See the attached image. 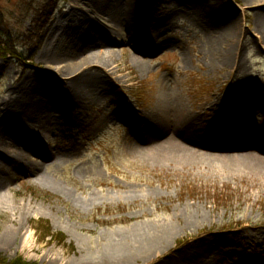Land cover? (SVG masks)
<instances>
[{
	"label": "rangeland",
	"instance_id": "obj_1",
	"mask_svg": "<svg viewBox=\"0 0 264 264\" xmlns=\"http://www.w3.org/2000/svg\"><path fill=\"white\" fill-rule=\"evenodd\" d=\"M74 1L55 0L56 5L51 0H0V32L22 53L18 59L0 58V102L9 99L11 85L23 75L39 78L45 63L37 59L38 55L54 23L76 4ZM246 4L243 0H213L211 7L237 14L244 32L246 74L264 83V45L254 32L256 14ZM79 6L88 10L81 3ZM197 13L201 19L202 12L197 9ZM171 20L170 29L147 30L150 45L161 47L168 42L171 46L145 58L149 69L143 73L132 62L130 39L114 35L120 43L114 46L112 68L125 78L122 86L111 85L110 100L86 105L79 111V118L55 123L56 130L40 134L34 141L19 132L7 139L16 161L20 156L15 151L37 159L29 143L40 153L53 155L62 150L69 154L64 153L43 173L53 185L29 182L24 166L26 171L16 163L4 164L6 172L0 171V181L7 205L0 208L1 258L8 262L22 258L27 264L101 262L113 249L112 244L133 249L138 230L153 235L171 224L173 236L162 245L161 254L162 250L176 253L199 238L215 240L239 231L243 244L231 252L221 247L222 253H229L224 256L215 251L209 255V263L264 264V186H254L246 178L146 160L129 148L141 127L144 110L157 100L158 88L166 96L173 93L182 97L191 112L200 114L201 121L206 119V127L212 112L207 115L201 108L219 97L229 102L228 109L219 112L224 130L255 131L264 127V90L238 92L236 78L227 80L208 66L209 59H203V43L211 39L209 33L178 11ZM94 21L105 30L112 27L102 18ZM50 81L53 84L57 77ZM103 115L112 118L96 130ZM33 193H40L42 199ZM116 235L124 238L122 242H112ZM189 264L201 263L197 260Z\"/></svg>",
	"mask_w": 264,
	"mask_h": 264
},
{
	"label": "bare ground",
	"instance_id": "obj_2",
	"mask_svg": "<svg viewBox=\"0 0 264 264\" xmlns=\"http://www.w3.org/2000/svg\"><path fill=\"white\" fill-rule=\"evenodd\" d=\"M191 1L194 3L188 0H75L76 4L56 20L38 55L37 59L45 63L39 78L23 75L11 85L9 99L0 102V171L6 172L5 163H16L29 171L24 169L30 177L29 182L52 184L43 173L69 152L60 150L53 155L44 154L29 143V150L37 159L15 151L20 156L18 162L11 154L7 139L19 132L23 138L34 141L40 134L45 136L56 130L55 123L79 118V111L86 105L110 100L111 85L119 83L122 86L125 78L118 76L120 71L112 68L116 56L114 46L120 43L115 36L130 39L132 44L127 45L132 50V62L141 73L146 72L149 67L145 58L171 46L168 42L161 47L150 45L146 39L147 30L170 29L171 18L177 11L194 26H201L206 34L209 33L211 39L203 43L202 50L203 59L210 60L209 67L223 73L227 80L236 78L238 92H262L264 83L246 74L244 32L237 14L217 12L211 7L213 0ZM243 1L256 14L254 32L260 36V45H264V0ZM80 3L88 10L81 8ZM197 9L203 14L201 19L197 18ZM94 18L110 22L111 29L105 30ZM51 77H57L53 84ZM158 89L155 104L144 110L141 127L134 134L135 142L129 143L131 152L146 160L177 164L207 174L246 178L254 186H264V127L255 131L249 128L239 132L224 130L219 116V112L222 109L225 112L229 106L224 97L215 98L201 108L207 115L212 112L213 119H208L210 123L206 127V119L201 121L200 114L191 112L182 97L173 93L166 96ZM111 118L103 115L95 129H101ZM217 122L220 125L217 126ZM3 188L4 183L0 181V208L7 205ZM13 220L17 221L16 217ZM172 227L165 225L153 235L138 233V230L134 233L133 249H125L120 243L112 244L113 249L107 251L101 262L95 260L88 264H130L143 259H147L143 264H189L191 261L197 263V260L201 264H210V254L219 251L225 256L243 244L241 232L232 231L215 240L199 238L194 245L176 253L167 254L162 250L161 254L165 241H171ZM116 237H112V242L118 243L123 238ZM221 247H227L229 252L224 250L222 253Z\"/></svg>",
	"mask_w": 264,
	"mask_h": 264
},
{
	"label": "trees",
	"instance_id": "obj_3",
	"mask_svg": "<svg viewBox=\"0 0 264 264\" xmlns=\"http://www.w3.org/2000/svg\"><path fill=\"white\" fill-rule=\"evenodd\" d=\"M51 2L56 3L55 0H51ZM56 5H58V3H56ZM42 16L43 15H41V17ZM40 20H43V18L42 19L40 18ZM7 56H11L14 59H18L19 56L20 57L22 56V53L20 49L14 47L13 45L9 43L7 35H3V33L0 32V58H7ZM33 195L36 198L42 199V195H40V193H33ZM56 237L57 239H59V236H56ZM0 264H27V263H25V261L22 258H18L17 260L13 262H8L6 259H3L0 257Z\"/></svg>",
	"mask_w": 264,
	"mask_h": 264
}]
</instances>
